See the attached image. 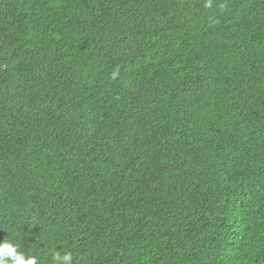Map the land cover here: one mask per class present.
<instances>
[{
  "label": "trees",
  "instance_id": "obj_1",
  "mask_svg": "<svg viewBox=\"0 0 264 264\" xmlns=\"http://www.w3.org/2000/svg\"><path fill=\"white\" fill-rule=\"evenodd\" d=\"M205 2L0 0V241L264 264V0Z\"/></svg>",
  "mask_w": 264,
  "mask_h": 264
},
{
  "label": "clouds",
  "instance_id": "obj_2",
  "mask_svg": "<svg viewBox=\"0 0 264 264\" xmlns=\"http://www.w3.org/2000/svg\"><path fill=\"white\" fill-rule=\"evenodd\" d=\"M205 8H211V0H206ZM120 68L116 67L110 73V79L115 81L120 77ZM21 244L12 236H7L0 241V264H39L37 256L21 251ZM54 264H73V253L70 251L54 252L52 256Z\"/></svg>",
  "mask_w": 264,
  "mask_h": 264
}]
</instances>
